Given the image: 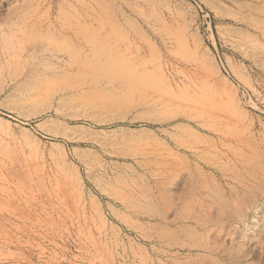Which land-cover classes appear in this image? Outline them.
<instances>
[{
  "label": "rangeland",
  "instance_id": "374dc122",
  "mask_svg": "<svg viewBox=\"0 0 264 264\" xmlns=\"http://www.w3.org/2000/svg\"><path fill=\"white\" fill-rule=\"evenodd\" d=\"M0 264H264V0H0Z\"/></svg>",
  "mask_w": 264,
  "mask_h": 264
},
{
  "label": "bare ground",
  "instance_id": "6f19581e",
  "mask_svg": "<svg viewBox=\"0 0 264 264\" xmlns=\"http://www.w3.org/2000/svg\"><path fill=\"white\" fill-rule=\"evenodd\" d=\"M123 15H124V11H123ZM124 17H126V16H124ZM43 26L45 27V30L47 31L46 33H53V34H56L58 36V38L57 37L54 38V39L57 40L56 43H58L59 38H66V36H67V39L69 40V42L71 44H73V46H78L79 48H81V50L83 52H86L89 48L94 47V45L96 46V42H93V41L87 39L86 34L89 33V32H92L94 30H102L103 29V24L100 21L82 22L80 20H76V21H61V20L51 21V20H49ZM135 27H136V25H135ZM134 29L136 30V28H134ZM139 32L140 31H138V33ZM113 33H114L113 30L109 31V35L110 36H112ZM139 35H141L143 37V34H141V32L139 33ZM109 38L110 37H105V38H102V39L105 42H108ZM122 38L124 39L125 37L122 36ZM122 38H120L118 40L115 38V40L117 42H119V41L123 42ZM48 43L50 45L54 44V43H50V42H48ZM129 43H131V42H129ZM116 48L121 50L120 47H118V46ZM133 48H134V46H133ZM134 51L137 52L136 50H134ZM131 52L132 51L128 48L127 53L131 54ZM79 65L86 67V66H88V63L83 61L82 63L80 62ZM96 65L97 64H95V66ZM135 66L137 68H140V70H142V72L139 73L138 71H133L132 75H131V78H130L131 83L134 84L135 86H140L141 88H145V87L152 88V97H151V100H152L151 103L152 104L158 105V104H162L163 102L168 103V102L164 101L161 98V94H165V93L160 89V87H163L164 89H166V92L169 93L170 90L168 91V89H170V88H172L174 86V82L175 81L171 80L170 83H169L168 79H166V75L163 72H160V73L156 72L157 69L155 68L154 72L153 73L151 72L152 73L151 74L152 77L157 81V84L155 85V83L152 81L151 75L148 73L149 69H151V68H150V66H149V64L147 62L139 60V61H137V63H135ZM164 66L167 68L168 72L170 70H171V72H173V67H171L168 63H166ZM128 87H130V86H128ZM137 90H138V88H137ZM115 197H116V199H120L118 196H115Z\"/></svg>",
  "mask_w": 264,
  "mask_h": 264
}]
</instances>
